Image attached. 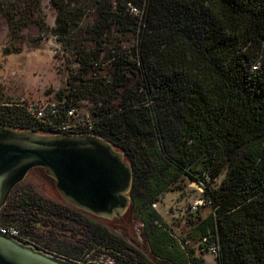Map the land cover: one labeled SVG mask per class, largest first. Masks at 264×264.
Here are the masks:
<instances>
[{
    "label": "trees",
    "instance_id": "trees-1",
    "mask_svg": "<svg viewBox=\"0 0 264 264\" xmlns=\"http://www.w3.org/2000/svg\"><path fill=\"white\" fill-rule=\"evenodd\" d=\"M51 2L58 10L52 32L74 45L79 71L95 77L84 87L103 98L91 111V129H48L100 136L125 153L133 168L131 207L149 255L92 220L86 245L117 264H157V258L205 264L185 239L172 234L154 206L187 176L205 187V199L213 205L196 231L202 239L211 233L218 238V264H264V0ZM0 6L9 27L6 54L21 50L23 29L31 22L49 29L41 0H0ZM88 10L98 13L85 25L95 37L93 47L75 39ZM113 30L139 35V41L130 51L105 48L104 38ZM101 58L112 63L108 79L97 78ZM79 85L72 82L70 93L60 91L59 97L73 105L69 97L82 89ZM0 125L42 131L25 109L1 99ZM226 170L213 188L207 178ZM19 191V198L9 197L1 210L9 206L28 218L4 212L5 221H36L34 214L52 210L66 215V207L47 201L36 188Z\"/></svg>",
    "mask_w": 264,
    "mask_h": 264
},
{
    "label": "rangeland",
    "instance_id": "rangeland-1",
    "mask_svg": "<svg viewBox=\"0 0 264 264\" xmlns=\"http://www.w3.org/2000/svg\"><path fill=\"white\" fill-rule=\"evenodd\" d=\"M40 10L49 29L42 31L37 23L31 22L23 29V39L19 41L21 50L6 54L5 48L8 47L9 43V27L0 6V99L6 104H17L21 100L28 103L52 102L56 97H59L58 93L60 91H65L68 95L71 88L70 84L74 82L83 87L79 92H72L71 96L68 97L71 98L72 104L78 107L81 114L87 117V112L91 113L97 102L103 98L101 92L90 91V89L88 91L84 87L95 80L92 75L93 72H80L77 55L73 50L74 45H70L64 38H59L52 32V28L57 26L58 10L52 5L51 0H41ZM135 13L141 19L144 18L143 11L135 10ZM96 18H98L97 11L88 10L81 26L92 24ZM85 28L86 26L80 29L81 35L79 34V37L77 36L75 39L77 41L82 40L87 47H93L95 45L93 38L95 37L89 35ZM138 37L139 35L137 36L134 33L113 30L110 36L104 38L106 43L103 46L112 50L118 49L120 52L130 51L138 43ZM99 62L101 67L97 71V78H110L112 72L111 61L104 63L103 58H101ZM129 74L131 76V73ZM106 98L109 99L110 97L106 96ZM114 99L116 103L118 99ZM90 120H92V115ZM39 123L42 127V131L39 133H51L52 130L48 129L43 123ZM199 168L201 166H197V170ZM226 174L227 170L213 180L211 178L207 179L211 181L213 188H217ZM54 185L56 186L54 181L49 179L42 170L33 169L16 187L10 198L16 201L19 194L22 193L19 190L36 188L40 195L49 198L46 199L47 201H50L53 197L58 199L60 195ZM46 188H49V190ZM204 188L203 185L184 176L173 184L168 191L160 195L155 208L162 214L167 227L180 242L185 239V246L194 249L196 255L205 260V264H218L216 254L212 251V249H216L220 252L218 238L211 233L209 239L205 240L201 238V233L196 231V224L214 212L213 205L205 199ZM196 201H200V203L197 208H194ZM5 209L3 214L4 212L9 213L13 218L17 216L28 218L27 213L12 210L9 206L7 207L8 211H5ZM34 218L39 219L40 225L38 227L27 225L26 230L31 239L39 244L38 249L63 253L64 256L67 255L66 257L77 259L82 264H117L109 254L98 253L86 245V239L84 238L91 234L89 222H83L75 226L56 215V211L53 210L48 214L36 213ZM88 220H92L91 222L95 224L97 222L102 223L95 219ZM102 224L115 234L125 238L135 248L144 250L149 255L142 226L136 219L133 220L132 229H126L115 220L103 221ZM69 228L73 229L71 234L73 240L66 238L68 235L65 232L69 231ZM79 235L82 237L79 238Z\"/></svg>",
    "mask_w": 264,
    "mask_h": 264
},
{
    "label": "water",
    "instance_id": "water-1",
    "mask_svg": "<svg viewBox=\"0 0 264 264\" xmlns=\"http://www.w3.org/2000/svg\"><path fill=\"white\" fill-rule=\"evenodd\" d=\"M37 167L57 182L67 202L94 215L119 216L131 201L132 165L108 140L0 125V210L13 188ZM0 264L79 263L0 235ZM157 264L172 263L157 258Z\"/></svg>",
    "mask_w": 264,
    "mask_h": 264
},
{
    "label": "built area",
    "instance_id": "built-area-1",
    "mask_svg": "<svg viewBox=\"0 0 264 264\" xmlns=\"http://www.w3.org/2000/svg\"><path fill=\"white\" fill-rule=\"evenodd\" d=\"M8 105H17L25 109L27 114L33 117L35 120L43 123L45 126L52 128L58 131H74L80 130L83 128H92V121L90 120L91 113L87 112L86 116L82 115L80 110L75 105H70L67 103V97H56L52 102L41 101V102H24L21 100L17 104ZM75 134V133H69ZM200 201H196L194 208H197V205ZM156 204H154L155 206ZM2 209V208H1ZM3 211L0 210V235L9 236L15 241L31 245L34 241L31 239L30 234L26 230L28 226H36V222L28 221L23 222L22 225L18 222H7L3 219ZM142 226V224H140ZM206 240V239H205ZM216 254V257L219 255V252L216 249H212Z\"/></svg>",
    "mask_w": 264,
    "mask_h": 264
},
{
    "label": "flooded vegetation",
    "instance_id": "flooded-vegetation-1",
    "mask_svg": "<svg viewBox=\"0 0 264 264\" xmlns=\"http://www.w3.org/2000/svg\"><path fill=\"white\" fill-rule=\"evenodd\" d=\"M34 169H40V170H42L45 174H46V176L49 178V179H51L52 181H54V184H56V190L58 191V194L60 195L59 197H58V199H55L54 197L53 198H51L50 199V201L51 202H54V203H57V204H59V205H61V206H63V207H66L67 209H66V211H65V213H66V215L64 216V217H62L63 219H65L66 221H68V222H70L72 225H75V226H78V225H80L81 223H83V222H88L87 220L88 219H95V220H97V221H99V222H103V221H117L118 222V224H120V225H123L126 229H132L133 228V220H135V218H134V214H133V211H132V202L130 201V203L128 204V206H127V208L125 209V211L121 214V215H119V216H114V217H112V218H108V217H102V216H97V215H94V214H92V213H90V212H87V211H85V210H83V209H80V208H78V207H76V206H74V205H72L71 203H69V202H67L65 199H64V197L61 195V193L59 192V190H58V188H57V182L51 177V176H49L48 174H47V172H46V170L44 169V168H41V167H37V168H34ZM33 170V169H32ZM29 174V173H28ZM27 174V175H28ZM21 183V182H20ZM19 183V184H20ZM19 184H17L14 188H13V190L11 191V193H10V195H9V197H11V195H12V193H13V191L16 189V187L19 185ZM46 189H48L49 190V188H46ZM37 190V189H36ZM38 191V190H37ZM39 192V191H38ZM129 195H130V193H129ZM8 197V198H9ZM46 199H49V198H46ZM59 199H61V200H59ZM8 200V199H7ZM7 202V201H6ZM6 204V203H5ZM4 204V205H5ZM3 205V206H4ZM3 208V207H2ZM36 226L38 227L39 225H40V221H39V219L38 218H36ZM72 232H73V229H71V228H69V231H66L65 232V234L66 235H68V237H66L67 239H70V240H73L74 238H72L73 236H71V234H72ZM79 238H81L82 236L81 235H79L78 236ZM30 246H33V247H35V248H39V244L36 242V241H33L32 243H31V245ZM40 250H43V251H47V252H50V251H48V250H45V249H40ZM54 253H56V254H58V255H60V256H62L63 258H66V259H68V260H72V261H75V262H77V263H79V264H82L81 263V261H78L77 259H72V258H70V257H66V256H64V254H62V253H57V252H54Z\"/></svg>",
    "mask_w": 264,
    "mask_h": 264
}]
</instances>
